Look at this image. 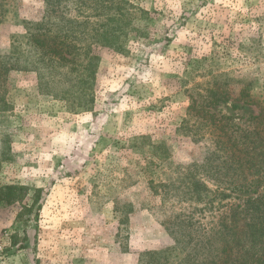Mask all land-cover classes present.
I'll list each match as a JSON object with an SVG mask.
<instances>
[{
	"label": "rangeland",
	"instance_id": "374dc122",
	"mask_svg": "<svg viewBox=\"0 0 264 264\" xmlns=\"http://www.w3.org/2000/svg\"><path fill=\"white\" fill-rule=\"evenodd\" d=\"M126 1L144 12L141 33L124 29L118 51L92 46L93 87L56 77L48 89L51 76L41 70L39 77V52L31 51V70L12 71L0 88V189L23 187L0 200V264H140L141 253L173 246L162 225L170 211L205 205L180 202L165 186L178 187L194 164L202 170L222 134L200 124L193 101L197 108L220 90L229 101L212 111L228 133L264 112V0ZM77 2L71 16L96 14ZM8 3L0 15L3 55L30 49L27 28L46 8L44 0ZM246 88L251 106L236 100ZM248 196L257 194L216 198L195 219L210 229Z\"/></svg>",
	"mask_w": 264,
	"mask_h": 264
},
{
	"label": "trees",
	"instance_id": "16d2710c",
	"mask_svg": "<svg viewBox=\"0 0 264 264\" xmlns=\"http://www.w3.org/2000/svg\"><path fill=\"white\" fill-rule=\"evenodd\" d=\"M8 1L0 0V15L9 10L11 4ZM44 1V17L27 28L30 49L27 51L22 46H14L9 55L0 54V88L5 86L12 71L31 70L26 64L31 58L27 53L32 51L36 55L39 52V77L43 78L41 70L51 76L46 77L49 79L46 82L48 89L56 77L72 80L75 85L89 84L82 91L90 89L96 80L99 64V57L93 54L92 46H108L117 50L127 35L124 29L134 27L141 33L138 25L141 16L138 15L143 11L131 10L134 7L126 0H83L79 11L80 7L95 8L96 14L81 10L75 17L67 9L70 3L77 4L78 0ZM89 3H94V6ZM248 91L246 88L236 99L242 101L243 106L254 104ZM60 93L70 97L69 91ZM93 101L91 93L86 109L92 108ZM228 101L217 89L209 91V95L197 103V108L193 101L190 111L202 118L200 124L214 136L215 131L222 134L213 142L214 149L209 151L202 170L194 164L193 170L179 176L178 187H175L176 181L165 187L179 192H172L178 201L202 203L205 207L194 206L189 212L171 210L162 225L174 240V245L141 253L140 264H171L176 253L180 254L176 264H264V112L250 115L245 121L248 123L246 128L232 124L229 128L236 131L228 133L226 126L217 119L216 112L212 111ZM243 106L234 103L232 108L236 110ZM73 107H77L75 101ZM205 180L215 184L218 189L215 195ZM18 190H23V187L0 189V200L10 201ZM238 193L257 194V197H241L242 204L231 205L221 214L216 225L210 229L201 227L195 219L197 212L203 213L208 205L213 206L216 198L223 201Z\"/></svg>",
	"mask_w": 264,
	"mask_h": 264
}]
</instances>
